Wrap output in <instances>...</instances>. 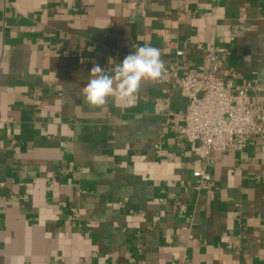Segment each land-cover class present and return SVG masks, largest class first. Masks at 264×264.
Here are the masks:
<instances>
[{
    "label": "crops",
    "instance_id": "crops-1",
    "mask_svg": "<svg viewBox=\"0 0 264 264\" xmlns=\"http://www.w3.org/2000/svg\"><path fill=\"white\" fill-rule=\"evenodd\" d=\"M145 45L256 80L264 111V0H0V264H264V112L209 162L176 78L84 103L93 64Z\"/></svg>",
    "mask_w": 264,
    "mask_h": 264
},
{
    "label": "built area",
    "instance_id": "built-area-1",
    "mask_svg": "<svg viewBox=\"0 0 264 264\" xmlns=\"http://www.w3.org/2000/svg\"><path fill=\"white\" fill-rule=\"evenodd\" d=\"M176 55L182 53L177 50ZM211 70L201 76L191 72L179 74L168 68L163 80L176 78L186 97L185 111L176 115L179 136L189 144H200L207 161H212L215 150H241L252 134L262 132L263 109L259 101L261 85L249 80L234 85L220 74L221 63L214 57ZM202 187L212 185L209 173L202 169L193 171Z\"/></svg>",
    "mask_w": 264,
    "mask_h": 264
},
{
    "label": "clouds",
    "instance_id": "clouds-1",
    "mask_svg": "<svg viewBox=\"0 0 264 264\" xmlns=\"http://www.w3.org/2000/svg\"><path fill=\"white\" fill-rule=\"evenodd\" d=\"M165 70L166 62L159 48L150 45L134 47V51L115 64L111 75L105 74L99 63L93 64L89 70L90 79L81 90L84 103L101 107L116 93L121 98L132 97L139 92L143 82L161 80Z\"/></svg>",
    "mask_w": 264,
    "mask_h": 264
}]
</instances>
